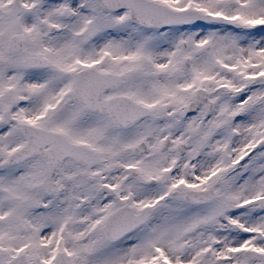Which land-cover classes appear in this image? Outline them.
Masks as SVG:
<instances>
[{
	"label": "snow or ice",
	"instance_id": "1",
	"mask_svg": "<svg viewBox=\"0 0 264 264\" xmlns=\"http://www.w3.org/2000/svg\"><path fill=\"white\" fill-rule=\"evenodd\" d=\"M0 264H264V0H0Z\"/></svg>",
	"mask_w": 264,
	"mask_h": 264
}]
</instances>
